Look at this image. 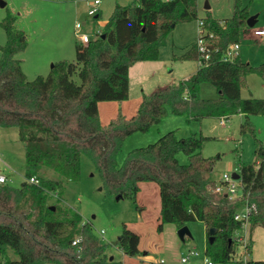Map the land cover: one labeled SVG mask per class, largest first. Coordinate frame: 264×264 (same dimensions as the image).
I'll list each match as a JSON object with an SVG mask.
<instances>
[{
    "label": "trees",
    "instance_id": "obj_1",
    "mask_svg": "<svg viewBox=\"0 0 264 264\" xmlns=\"http://www.w3.org/2000/svg\"><path fill=\"white\" fill-rule=\"evenodd\" d=\"M248 5L233 0L231 16L216 19L206 11L197 12V0H132L116 3L102 28L87 43L74 44V58L53 62L46 75L27 79L15 55L27 45L23 30L14 25L7 12L0 20L5 42L0 45V127H16L24 147V180L20 186L0 184V262L4 264H120L105 253L106 244L92 231L89 222L60 202L64 183L80 178L81 158L89 159L107 194L135 200L141 182H154L160 200L157 230L172 223L177 228L201 221L206 229L204 254L216 263H241L235 255V232L243 221L234 218L245 204L248 241L251 232L264 228V150H255L258 162L241 165L238 175L241 192L229 198L214 192L211 176L219 155L202 156L204 136L177 140L162 137L149 148L130 150L121 165L116 155L126 135L145 130L159 122L169 106L188 119L217 117L228 119L235 113L264 115V98L242 96L244 79L264 75V61L252 66L239 59L224 60L230 44L239 42L246 31ZM202 21L201 28L210 49L205 60L196 42L176 58L195 60L196 71L186 79L142 93L135 113L118 112L102 125L98 115L101 101L121 102L128 98L129 69L135 62L158 59L159 48L173 26L182 21ZM211 35V36H210ZM80 82L76 83L73 76ZM211 88L205 95L203 88ZM247 120V119H246ZM243 125H247V121ZM183 151L189 167L176 160ZM50 170L54 178L43 176ZM36 177L37 183L29 182ZM50 192L58 195L47 203ZM214 228L213 241L209 229ZM81 235L77 244L73 239ZM185 239V238H184ZM139 235L123 226L117 240L122 254L140 253ZM12 252V256L8 253ZM264 264V260H249Z\"/></svg>",
    "mask_w": 264,
    "mask_h": 264
},
{
    "label": "rangeland",
    "instance_id": "obj_2",
    "mask_svg": "<svg viewBox=\"0 0 264 264\" xmlns=\"http://www.w3.org/2000/svg\"><path fill=\"white\" fill-rule=\"evenodd\" d=\"M1 1L5 4L0 5V20L10 12L15 18V27L23 30L26 35L27 45L15 57L20 60L21 69L30 80L36 75H46L55 61L74 58V44L78 40L74 24L77 21L83 23L82 31L91 33L100 28L102 21L107 20L116 3L126 5L132 0H102L97 18L87 14L86 0ZM241 2L257 14L256 24L264 26V0ZM232 9L233 0H197L199 16H204L208 11L213 17L225 18L231 16ZM198 35L199 20L176 23L166 37L165 45L159 48L158 59L135 62L130 67L128 98L122 104L117 101L100 102L99 120L107 123L109 118L115 116L114 110L120 105L130 112L141 93L149 94L188 78L196 70L197 62L176 57L196 42ZM88 37L91 36L88 34ZM4 42L5 33L0 27V45ZM237 54L242 61L258 66L264 61V38L241 36ZM73 79L76 83L80 82L77 75ZM248 90L254 97L264 98V79L256 73L247 75L241 91L243 97L249 95ZM203 92L208 95L211 88L204 87ZM245 120L247 125H243ZM170 135L177 140L204 136L200 154L205 157L219 155L211 174L216 181L224 173L238 174L241 165L258 162L255 150L258 144L264 142V115H248L245 118L243 113H235L220 123L217 117L188 119L185 114L175 113L166 106L158 123L125 136L116 155V163L121 165L130 150L155 146L162 137ZM175 160L183 167L191 164L183 151L176 153ZM23 171L24 147L18 140L17 128L0 127V173L6 176L5 183L20 186L24 180ZM43 176L55 177L50 170H45ZM49 195L47 203L53 205L58 195L55 192ZM60 197L63 206L71 207L81 215L84 222L90 223L94 234L106 244V255L112 256L113 261L137 264L141 260V263L147 264L164 258L168 264H178L180 256L191 249L199 253V259L204 255L206 229L201 221H190L184 225L189 235L183 241L177 234L178 228L172 223H165L161 231L157 230L160 200L154 182L142 183L135 200L128 196L107 194L92 162L82 157L80 178L65 182ZM123 226L139 235L138 255H123L117 249L116 243ZM100 230H103L102 234ZM248 234V225L235 232L236 257L242 260H264V228L257 226L252 230V247L247 254L243 243L248 241ZM8 253L12 256L11 251Z\"/></svg>",
    "mask_w": 264,
    "mask_h": 264
},
{
    "label": "built area",
    "instance_id": "obj_3",
    "mask_svg": "<svg viewBox=\"0 0 264 264\" xmlns=\"http://www.w3.org/2000/svg\"><path fill=\"white\" fill-rule=\"evenodd\" d=\"M86 1L88 4L87 14L91 17H96L98 15L99 5L102 0H86ZM201 25H202V21H199V35L196 41V45H197V49L200 54V57L206 60L209 56L210 49L207 43V39L204 37V30L201 28ZM82 27H83V23L77 21L74 24V29H75L74 31H75L76 37L79 42L87 43L89 37L87 33L81 30ZM243 35L245 36L248 35L249 37L255 38V39H259V38L262 39L264 38V26H251L248 28L247 31L243 33ZM238 46H239V42L230 44L223 54V59L230 60V59H233L235 56H237ZM223 120H224L223 118L220 119V123H223ZM262 148L264 150V142L262 143ZM6 179H7L6 176L0 173V184L5 183ZM29 182L37 183L38 179L36 177H30ZM213 190L214 192L226 195L229 198H233L234 196L238 195L242 190L240 177L238 176V178H233L232 174L229 175L227 173H224L220 177L219 181H217ZM248 214H249V207L247 204L242 206L235 213L234 218L243 221L241 228H244L246 225H248L247 224ZM99 232L100 234H102L103 230H100ZM80 240H81V235H78L73 239L72 244H77ZM245 243L246 242L244 241L243 244ZM199 257H200L199 253L195 249H191L186 254H182L180 256L178 264H221V263L214 262L209 257H207L205 254L201 257V259H199ZM192 259L193 260L199 259V261L193 262ZM0 264H4V263L0 262ZM120 264H130V263H126L122 261ZM137 264H144V263H141V260H140V262H138ZM147 264H168V263L166 259L158 258V259L148 262ZM231 264H256V263H252L249 261V259H245L241 263H231Z\"/></svg>",
    "mask_w": 264,
    "mask_h": 264
},
{
    "label": "crops",
    "instance_id": "obj_4",
    "mask_svg": "<svg viewBox=\"0 0 264 264\" xmlns=\"http://www.w3.org/2000/svg\"><path fill=\"white\" fill-rule=\"evenodd\" d=\"M249 8V7H248ZM249 13H250V15H252V14H255L256 15V20H255V22H254V24H253V26H259V25H257L256 24V22H257V14L256 13H254L250 8H249ZM99 16V14L96 16V17H93V18H97ZM214 18H216V19H219V20H222V19H224V18H217V17H214ZM225 18H227V17H225ZM106 21H102L101 22V24H100V28L99 29H96V30H94V31H92L91 33H89V32H85V33H87V34H89L90 36H92L94 33H96L97 31H99L101 28H102V26L104 25V23H105ZM247 26V25H246ZM248 26H247V29H246V31L248 30ZM243 36H245V35H243ZM247 37H249L248 35H247ZM259 39H261V38H259ZM187 47H189V46H187ZM183 53V52H182ZM181 53V54H182ZM239 57V56H238ZM240 59V58H239ZM241 60V59H240ZM242 61V60H241ZM197 62V61H196ZM243 62H245V61H243ZM248 63V62H247ZM197 66H198V63H197ZM196 69H197V67H196ZM196 71V70H195ZM194 71V72H195ZM193 72V73H194ZM192 73V74H193ZM191 74V75H192ZM263 79H264V75H260ZM184 79H186V78H184ZM182 80V79H181ZM206 88V87H205ZM248 93L251 95V96H253L250 92H249V90H248ZM128 95H129V93H128ZM141 96H142V93H141ZM141 96L139 97V98H137L138 100H136V104H135V106L132 108V110H130V112H128V111H126L123 107H122V105H120L119 107H116L115 109L116 110H114L115 111V116H116V114L118 113V112H121L122 114H124L126 117H129V116H131V115H133L134 113H135V111H136V109H137V107H138V104H139V102H140V100H141ZM254 97V96H253ZM124 101V100H123ZM123 101H121V102H119V103H123ZM99 104H100V102L98 103V110H99ZM129 113H131V114H129ZM115 116H112L111 118H109V120L110 119H112L113 117H115ZM245 116V115H244ZM109 120L107 121V123H102L101 121V124L102 125H107L108 124V122H109ZM247 124H248V122H247ZM263 143V142H262ZM215 179V178H214ZM219 179H220V177L219 178H217L216 179V181H219ZM142 183H144V182H141L140 183V186H141V184ZM139 239H140V237H139ZM138 245H139V243H138ZM117 246V245H116ZM139 248V247H138ZM118 249V248H117ZM119 250V249H118ZM139 250H140V248H139ZM120 251V250H119ZM121 252V251H120ZM122 253V252H121ZM144 253H146V252H144ZM251 260V259H250Z\"/></svg>",
    "mask_w": 264,
    "mask_h": 264
},
{
    "label": "water",
    "instance_id": "obj_5",
    "mask_svg": "<svg viewBox=\"0 0 264 264\" xmlns=\"http://www.w3.org/2000/svg\"><path fill=\"white\" fill-rule=\"evenodd\" d=\"M4 4H5V3H4L3 1L0 0V5L3 6ZM255 20H256V15H255V14L249 15V17L246 19V25H247L248 27L253 26ZM238 176H239L238 174H235V173L232 174V177H233V178H238ZM116 197H120V196L117 195ZM214 232H215V229H214V228H210V229H209V234H210V236H209V241H210V242L213 241V234H214ZM177 234H178L180 240L183 241L184 238H185V236L189 235V231H188L187 227L183 225V226H181V227H179V228L177 229Z\"/></svg>",
    "mask_w": 264,
    "mask_h": 264
}]
</instances>
